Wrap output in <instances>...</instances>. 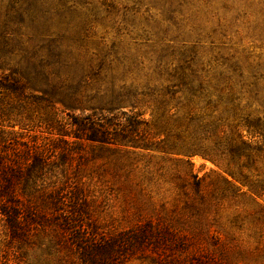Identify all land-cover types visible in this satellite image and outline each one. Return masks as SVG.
I'll return each mask as SVG.
<instances>
[{
    "label": "rangeland",
    "instance_id": "1",
    "mask_svg": "<svg viewBox=\"0 0 264 264\" xmlns=\"http://www.w3.org/2000/svg\"><path fill=\"white\" fill-rule=\"evenodd\" d=\"M90 8L81 16L89 17L92 29L74 46L82 62L62 70L69 80L66 91L97 95L94 106L132 98L115 110L142 114L149 122L146 131L140 129L144 142L156 146L165 139L155 100L167 94L169 73L186 60L197 70L198 94H214V100L219 94H243L242 105L257 98L252 108L261 110L264 0H95ZM87 50L107 56L106 64L100 68L95 63L90 73ZM33 85L24 94H44ZM56 107L66 110L59 102ZM90 108L72 111L84 116L92 113ZM87 152L82 180L95 201L99 232L114 235L149 221L170 235L159 249L150 247L124 264H189L192 258L194 264H264V195L242 186L225 167L142 145H93ZM256 167L247 172L254 182L264 179V162ZM227 181L241 191L236 193ZM24 250L21 258L13 256L1 221L0 264L7 259L13 264H65L68 252L51 249L44 234Z\"/></svg>",
    "mask_w": 264,
    "mask_h": 264
},
{
    "label": "trees",
    "instance_id": "2",
    "mask_svg": "<svg viewBox=\"0 0 264 264\" xmlns=\"http://www.w3.org/2000/svg\"><path fill=\"white\" fill-rule=\"evenodd\" d=\"M94 1L0 0V222L16 259L35 246L39 234L48 236L51 249L68 251L65 264H124L166 244L168 231L149 221L114 235L99 232L95 201L82 180L87 149L93 145H142L187 159L200 156L225 167L257 196L264 195V179L254 182L247 173L264 162V94L261 110L252 108L257 98L242 105L243 94H219L217 100L214 94H198L197 70L186 60L169 73L167 94L155 100L163 123L160 135L165 136L156 146L140 134L149 127L142 114L116 112L132 98L94 106L97 95L68 94L62 70L82 62L74 46L92 29L81 13L90 12ZM85 54L90 73L95 63L100 68L106 64L101 53ZM32 82L44 94H24ZM57 102L66 110L60 111ZM87 106L91 114L72 111ZM195 262L192 258L189 264ZM2 264L13 263L7 259Z\"/></svg>",
    "mask_w": 264,
    "mask_h": 264
}]
</instances>
